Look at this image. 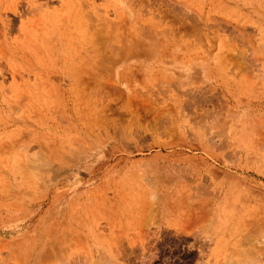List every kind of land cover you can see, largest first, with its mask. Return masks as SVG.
Listing matches in <instances>:
<instances>
[{"label":"rangeland","instance_id":"obj_1","mask_svg":"<svg viewBox=\"0 0 264 264\" xmlns=\"http://www.w3.org/2000/svg\"><path fill=\"white\" fill-rule=\"evenodd\" d=\"M0 264H264V0H0Z\"/></svg>","mask_w":264,"mask_h":264},{"label":"bare ground","instance_id":"obj_2","mask_svg":"<svg viewBox=\"0 0 264 264\" xmlns=\"http://www.w3.org/2000/svg\"><path fill=\"white\" fill-rule=\"evenodd\" d=\"M65 4H66V3H65ZM37 6H38V5H37ZM37 6H35V8H36ZM40 6H42V5H40ZM40 6H39V7H40ZM39 7H38V8H39ZM38 8H37L36 10H38ZM40 9H41V7H40ZM40 9H39V10H40ZM40 11H41V10H40ZM45 13H46V15H47V12H45ZM45 13H44V15H45ZM51 13H52V12H51ZM41 14H42V13H41ZM41 16H43V15H41ZM44 17H45V16H44ZM46 18H47V17H46ZM54 18H55V17H54ZM54 18H53V19H54ZM59 19H60V18H59ZM51 20H52V19H51ZM46 21H47V20H46ZM55 24H56V23H55ZM57 24H58V23H57ZM56 27H57V25H56ZM63 37H64V36H63ZM46 40H47V39H46ZM118 42H120V41H118ZM124 45H125V44L122 45V42H121V46L123 47ZM126 45H127V44H126ZM122 47H119V48H120V49H123ZM115 48H118V47H116V45H115ZM124 50H125V49H124ZM121 52H122V51H121ZM72 67H73V66H72ZM70 68H71V67H70ZM66 69H67V68H66ZM66 75H67V74H66ZM71 75H72V74H71ZM35 78H36V77H35Z\"/></svg>","mask_w":264,"mask_h":264}]
</instances>
